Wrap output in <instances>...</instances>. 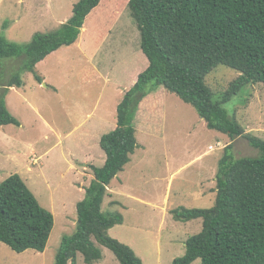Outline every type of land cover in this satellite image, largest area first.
Here are the masks:
<instances>
[{
    "label": "rangeland",
    "instance_id": "374dc122",
    "mask_svg": "<svg viewBox=\"0 0 264 264\" xmlns=\"http://www.w3.org/2000/svg\"><path fill=\"white\" fill-rule=\"evenodd\" d=\"M78 1L0 0V36L28 43L36 32L54 31L66 23ZM80 37L79 46L61 47L37 65L36 73L45 79L41 85L46 86L24 72L22 96H6L9 111L22 125L0 127V183L21 175L55 224L43 253L19 254L0 243V264H54L62 238L76 230L77 204L85 197L82 188L94 178L91 166L103 165L100 139L110 130L109 121L117 124V106L147 67L126 0H101ZM11 62L5 69H16L21 60ZM240 75L225 66L211 72L205 81L214 101ZM155 94V105L144 106L135 120L140 147L111 182L102 210L122 214L124 223L109 235L131 243L144 264H173L185 254L186 240L201 232L203 220L178 222L171 211L214 206L219 162L229 145L235 158L260 152L243 137L233 140L208 129L177 95L163 88ZM224 107L245 134L264 140V84L247 85ZM100 120L106 123L92 129V136L81 134ZM101 248L103 258L95 264H120L111 250ZM77 264H86L82 254Z\"/></svg>",
    "mask_w": 264,
    "mask_h": 264
},
{
    "label": "trees",
    "instance_id": "16d2710c",
    "mask_svg": "<svg viewBox=\"0 0 264 264\" xmlns=\"http://www.w3.org/2000/svg\"><path fill=\"white\" fill-rule=\"evenodd\" d=\"M141 35L147 67L117 106V127L104 134L102 167L91 166L94 178L77 204L76 230L64 236L54 264H86L102 260L111 250L120 264H144L128 245L109 235L122 225V214L103 212L108 187L140 147L135 120L146 98L157 101L161 88L191 105L208 129L231 139L243 137L259 150L257 157L235 158L232 144L219 162L215 204L210 209H175L178 222L203 220L200 233L186 240L185 254L173 264H264V140L245 134L225 104L249 84H264V0H126ZM101 0H79L69 20L50 32H36L28 43L0 36V127L21 126L6 104L11 87L23 86L31 72L39 84L37 65L64 46L74 45ZM21 60L12 71L11 61ZM220 66L241 75L214 101L206 77ZM3 68V69H2ZM6 72V73H4ZM45 209L19 174L0 183V243L16 253H43L54 229ZM101 246V247H100Z\"/></svg>",
    "mask_w": 264,
    "mask_h": 264
},
{
    "label": "crops",
    "instance_id": "0c3cea01",
    "mask_svg": "<svg viewBox=\"0 0 264 264\" xmlns=\"http://www.w3.org/2000/svg\"><path fill=\"white\" fill-rule=\"evenodd\" d=\"M81 38V37H80ZM79 41H80V39L74 44V45H76L77 44V46H79L80 44H79ZM80 48V47H79ZM56 53V52H55ZM54 54V53H53ZM52 54V55H53ZM143 71V70H142ZM142 71H140L138 74H140ZM43 78V77H42ZM44 79V78H43ZM137 79V78H136ZM135 79V80H136ZM45 80V79H44ZM39 86L40 87H44V86H42L41 84H39ZM125 91V90H124ZM13 94V96H14V94H16L17 96H18V98H20L21 96H22V94H23V87L22 88H17V87H11L10 89H9V92H8V94L7 95H12ZM123 94H124V92H123ZM154 101H156L155 99H153L152 97L151 98H146L143 102H142V104H141V108H140V111H141V109H143V107L144 106H147L148 107V105L149 104H152V107L155 105L154 104ZM8 107V106H7ZM116 119V123H117V118H115ZM110 122V125H109V128H110V130H109V132L110 131H112V130H114L116 127H117V124L116 125H114L111 121H109ZM114 122V121H113ZM86 122H84V123H81L80 124V126H83L84 124H85ZM102 123L103 124H105L106 122H104V121H99V123H96V122H94L93 124H91V126H90V128L91 129H87V131L86 132H84V133H81V134H83L85 137H90V136H92V135H90L89 133H91V131H92V129H98V126H99V124L100 125H102ZM22 125V124H21ZM108 133V132H107ZM104 152V151H103ZM34 154V153H33ZM35 155V154H34ZM88 156H89V158H91L90 157V154H88ZM102 156V158L103 157H105L104 158V162H103V165L105 164V161H106V154H105V156H103V155H101ZM92 159V158H91ZM84 162H87V161H84ZM102 165V166H103ZM101 166V167H102ZM27 171H31V168H28L27 169ZM123 172V171H122ZM21 176V175H20ZM118 176V175H117ZM10 177V176H9ZM85 188V187H84ZM84 188H82V189H84ZM111 195V194H110ZM127 244H129L130 246H131V248H133V245L131 244V243H127ZM135 250V249H134ZM135 252H136V250H135ZM138 254H140V253H138Z\"/></svg>",
    "mask_w": 264,
    "mask_h": 264
},
{
    "label": "built area",
    "instance_id": "2783aa9c",
    "mask_svg": "<svg viewBox=\"0 0 264 264\" xmlns=\"http://www.w3.org/2000/svg\"><path fill=\"white\" fill-rule=\"evenodd\" d=\"M217 146H221V143L218 142V143H217ZM214 147H215V146H214ZM214 147L211 146V150H214Z\"/></svg>",
    "mask_w": 264,
    "mask_h": 264
},
{
    "label": "water",
    "instance_id": "95a60500",
    "mask_svg": "<svg viewBox=\"0 0 264 264\" xmlns=\"http://www.w3.org/2000/svg\"><path fill=\"white\" fill-rule=\"evenodd\" d=\"M44 86H46V85L44 84Z\"/></svg>",
    "mask_w": 264,
    "mask_h": 264
}]
</instances>
